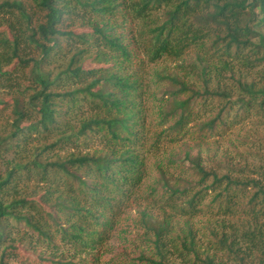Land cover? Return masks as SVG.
<instances>
[{"label":"trees","instance_id":"trees-1","mask_svg":"<svg viewBox=\"0 0 264 264\" xmlns=\"http://www.w3.org/2000/svg\"><path fill=\"white\" fill-rule=\"evenodd\" d=\"M257 28L264 0H0V264H264V153H217L264 116Z\"/></svg>","mask_w":264,"mask_h":264},{"label":"rangeland","instance_id":"rangeland-1","mask_svg":"<svg viewBox=\"0 0 264 264\" xmlns=\"http://www.w3.org/2000/svg\"><path fill=\"white\" fill-rule=\"evenodd\" d=\"M258 32H264V29L257 28ZM85 67L87 69L92 68H98L96 65H93L91 62H87L85 64ZM101 86L95 87V90L100 89ZM0 97H4L3 91L0 92ZM264 115V114H263ZM234 132H232L229 135L226 136H220L218 138V141L222 143L220 150L217 153H233V148H230V145H232V142L235 143V137H230L232 134H238L240 140L235 144L238 147V151L236 153H241L240 156H236L234 158V162H237L238 166L243 165L246 162H253L256 157L252 155V153H255L256 148H260V152L264 153L262 149H264V143L259 139L264 137V116H252V119L247 121V123L244 125V129L240 130V128L233 129ZM245 134L253 136H245ZM212 142V141H211ZM246 143V145H243ZM251 149V150H249ZM252 151V153H250Z\"/></svg>","mask_w":264,"mask_h":264}]
</instances>
